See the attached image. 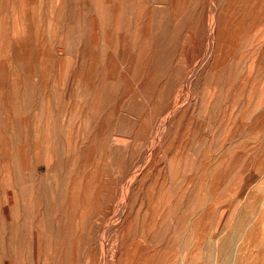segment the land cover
Here are the masks:
<instances>
[{
    "label": "rangeland",
    "instance_id": "rangeland-1",
    "mask_svg": "<svg viewBox=\"0 0 264 264\" xmlns=\"http://www.w3.org/2000/svg\"><path fill=\"white\" fill-rule=\"evenodd\" d=\"M0 264H264V0H0Z\"/></svg>",
    "mask_w": 264,
    "mask_h": 264
}]
</instances>
